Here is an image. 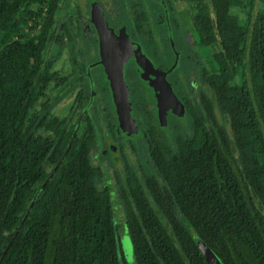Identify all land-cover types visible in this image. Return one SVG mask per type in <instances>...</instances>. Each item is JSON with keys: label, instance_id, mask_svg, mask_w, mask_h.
<instances>
[{"label": "trees", "instance_id": "obj_1", "mask_svg": "<svg viewBox=\"0 0 264 264\" xmlns=\"http://www.w3.org/2000/svg\"><path fill=\"white\" fill-rule=\"evenodd\" d=\"M60 1L0 0V264H127L116 194L135 264H207L197 240L221 264H264V0H168L183 6L178 17L210 50L203 91L195 102L181 99L190 122L176 147L142 105L150 173L126 163L124 176L114 174L117 192L93 155L95 129L104 139L120 131L107 78L100 127L90 113L95 85L76 93L65 116L49 110L48 88L66 77L52 71L45 50L51 41L73 43L66 25L56 31ZM131 1L130 27L152 42L147 13ZM77 7V29L88 23L97 35ZM73 62L70 73L80 75L85 65ZM132 132H124L130 140Z\"/></svg>", "mask_w": 264, "mask_h": 264}, {"label": "rangeland", "instance_id": "obj_2", "mask_svg": "<svg viewBox=\"0 0 264 264\" xmlns=\"http://www.w3.org/2000/svg\"><path fill=\"white\" fill-rule=\"evenodd\" d=\"M95 1L101 6L106 25L108 28L110 27L109 29L111 30V32L113 31L112 34L114 33V38L117 39L115 31L112 29H118L122 25L129 26L131 23L128 13L129 0ZM138 1L140 4H142L144 11L150 16L151 22L153 23L154 29L158 34L162 45L161 51L166 55V58L172 60V56L174 57V51L183 54L180 61L182 82L183 73L187 74L190 71L197 70L198 63L196 62L201 60L199 62L209 63V61L211 60L210 50L204 47H195L193 43H195L196 41L192 42L191 38L189 37L191 36L190 34L192 32H189L185 28L183 19H180L178 17L179 11L183 8L182 5L178 6L175 3L171 4L168 2V0ZM77 3L80 4L81 7H83L84 14L88 15L90 11V0H61L57 12L56 31L58 32V35H63L64 25H66L71 30L73 43L69 45V42L65 39L60 43L51 41L47 45V49L44 53L45 60L52 61L53 63L52 71H56L61 75H68L66 76L67 80L62 85L56 84L48 88V93L51 98V101L49 102V110L53 115L60 118L66 115V111L68 110V107L70 106L73 99V95H71L69 87L70 85L74 84L79 77L78 73L70 74L69 72L70 66L74 67L73 58L81 62V64H83L82 66H87L88 64L96 62L95 64H93L92 70H90L91 74H89V76L93 78L94 84H96V82L101 78L104 79L103 67L101 65H98L99 48L97 35H92L90 33L93 28L88 23H86V27L88 30H84V24L82 25V30L77 29L76 24L78 25V22L84 21L81 18V13L79 12ZM166 14L168 16L170 15V24L162 21L160 22V19H158L159 16L165 17ZM232 14L234 16H238L242 21L246 18L244 11H241L238 7H235L233 9ZM175 18L178 21V27L173 23V19ZM164 20L166 19L164 18ZM130 33L132 35V32ZM172 41H174L175 45L170 44ZM117 44L121 49V41L117 42ZM184 44H190V46H185ZM172 47L174 48V50L171 49ZM68 50L69 52L67 53ZM82 66H79V68L81 69ZM63 70L67 72H63ZM89 76L84 73L82 75V78L88 80ZM125 77L129 83L133 82L134 86H136L132 91V102L136 112L137 108L140 105L141 97H143L142 95L148 93V91L143 88L142 84L138 80V74L133 68L131 61L127 64ZM193 81H196V79L193 78ZM82 85L86 86V88L82 90V94L84 96L88 92L89 83L84 82ZM153 88L157 92V86L153 85ZM97 89L99 91V94H97V98L93 101L92 107L90 108V113L94 114L96 125L99 126L100 117H98L95 112L101 111L103 106H108V102L107 100H105V93L101 90L100 85H97ZM86 103L87 101H84V104ZM218 111L219 110L217 109V112ZM218 115L219 117L223 116L221 111H219ZM102 119L105 120V117L102 116ZM165 123L168 126L166 128V133L169 137L168 140H171L170 144H172L176 136L179 134L181 135L182 131H184V124L178 117H175L174 115H170L167 119H165ZM95 131L97 142L93 147V155L98 158L99 165L104 168V176L109 180L108 184L116 190L115 192H117L118 186L116 184L114 174H119L121 177L124 176L126 171V163H128V165L136 171L141 168L143 169L145 174L150 173V164L146 149L144 146L138 145L139 141L137 137H134L132 140L125 141L127 148L125 152L126 162H124L122 154L118 151L120 141V138L118 137L129 138V135L117 131V136H119L114 139L109 138L107 144H105L102 130L95 129ZM109 146H114L115 149L111 151ZM130 146H133V149H130ZM105 149H108V155H104L102 153V151H105ZM132 158H135V162L132 161ZM114 198L116 200L115 218L117 220V233L119 235L121 251L127 264H135L133 258L132 243L123 220V212L120 204L121 201L119 200L118 194H116ZM196 244L207 264H221L217 256L212 252H208L206 246H204L200 240H197Z\"/></svg>", "mask_w": 264, "mask_h": 264}, {"label": "flooded vegetation", "instance_id": "obj_3", "mask_svg": "<svg viewBox=\"0 0 264 264\" xmlns=\"http://www.w3.org/2000/svg\"><path fill=\"white\" fill-rule=\"evenodd\" d=\"M93 2H96V1H93ZM93 2H91V3H93ZM136 2H138V4H140L138 0ZM132 4H133V2L131 0H129V6L132 5ZM140 8L141 9L143 8L142 4H140ZM257 8H258V4H257V6L254 9L256 10ZM142 10L144 11V8ZM128 13H129V9H128ZM88 15H90V18H91V4H90V11H89ZM147 15H148V13H147ZM148 17H149V21L151 22V19H150L149 15H148ZM168 17H169V19H171L170 15ZM129 18H130V15H129ZM164 18L165 17H162V16L158 17V19H160V22L162 21V22L167 23V20L165 21ZM130 20H131V18H130ZM91 22H92V20H91ZM92 24H93V22H92ZM151 24H152V26H151L150 30H152L154 32V34L156 35L155 39H153L152 42L148 41L145 37L137 34L136 31H134L136 29L130 27L131 23H130L129 26L122 25V26H120L121 28L119 27L118 29H112V30L115 31V33L117 35V39L115 38L117 40V42L121 41V43H122V48L120 50L117 49L115 51V54L116 53L120 54V52L126 51V53L124 55L125 58L123 60V76H124L125 84H126L127 89H128V100H129V105H130V116H131V118L133 120V123H134V127H133L134 130H133L132 133H136V132L138 133V136H136L138 138V141H139L138 145L139 146H144V147H145V145L142 144L141 138H139V137H140V133L143 132L144 128L148 127L149 124L146 121L144 113H142L140 111L142 105L143 104L148 105V109L150 110V112H152V118L154 119L153 121L154 122H160V124H162V126L164 127V129L161 130L163 132L162 134H164V136H165L164 138H166L168 144H170L169 142H171V140L168 141L169 137H168V135L166 133V128L168 126L165 123V119H167L170 115H174L175 117H178L180 119V121L184 124V131H182L181 135H185V134L187 135L188 132L186 130L185 121L190 122V120H189L188 117H186V114H184V102L181 99L184 96L185 97H192L193 100L196 99L197 96H198V93L202 92V88L204 87V84L201 85L200 68L205 63L204 62H199L201 60L196 62V63H198L197 64V67H198L197 70L190 71L187 74L183 73V77H182L183 82H182V80H181L182 72L180 70V61L182 59L183 54H181L180 52H175L174 51V54H173L174 57L172 56V60L167 59L166 55L161 51L162 45H161L159 36L156 33L152 22H151ZM169 24H170V21H169ZM95 30H96V28H95ZM123 32H124V34H123ZM130 32H132V35H131ZM190 35L191 36H189V37L191 38L192 42L196 41L195 43H193L195 45V47L196 48L202 47V46H199V41H198V38L195 35V33H191ZM122 37H123V39L126 42L123 41ZM97 38H98V36H97ZM97 42H98V39H97ZM170 44L173 45L174 41H172ZM184 45L185 46L186 45L190 46V44H184ZM98 48H99V45H98ZM136 49H138L139 53L142 52V54L141 53L140 54L143 56V58L146 57L145 59L151 64V67L153 68V70H155L158 74L163 76V79L166 81L167 86L169 87L172 95L176 98V100L183 107L182 108L183 111H182L181 115L176 114L171 108H169L168 103L163 101L162 102V107H163V111H164L163 112V121L164 122L162 123V120L160 119V115H159L158 93L153 88V85L156 86L157 81H156L155 77H152L151 72H150L151 70L148 72L146 68H144L142 65L137 63L136 55H135ZM171 49L174 50L173 47ZM132 52H133V56H132ZM73 61H77V60L75 59ZM130 61L132 62V66H133V68L135 69V71L138 74V80L142 84L143 88L146 91H148V93H145V94L142 95L143 97H141L140 105L137 108L136 112H135V108H134V105H133V102H132V91L135 89L136 86H134L133 82L129 83L126 80V77H125L126 76V67H127L128 62H130ZM95 63L96 62L88 64L87 66H85L82 69L81 74L79 75L78 79L82 78V75L84 73L89 76V74H91L90 70H92L93 64H95ZM73 64H74V62H73ZM98 65H101L103 67V65L101 64L100 50H99ZM178 66H179V68H178ZM72 68L73 67L70 66V71L69 72H71ZM63 72H67V71L63 70ZM103 73H104V79L101 78L100 80H98L96 82V84H94L93 78H91L89 76L88 80L82 78L81 82H78V80H77L74 84L70 85L69 91H71V95H73V98H74V96L76 95V93L79 90L82 91L84 88H86V86L82 85L84 82H86V83H89L88 92H89V87L95 85L96 86V91L99 94V91L97 89V85H100L101 86V90L105 93V99L108 102L109 98L107 99L106 95H108L109 92H108V90H105V91L103 90V87L107 86V84H106L107 82L105 81V77L107 78V76L105 74L104 67H103ZM64 76L66 77L68 75H64ZM193 78H195L196 81H193ZM66 80H67V77H66L65 81ZM107 81H108V79H107ZM108 84H109V81H108ZM109 89H110V85H109ZM88 92H87V94H88ZM86 95H84V96H86ZM111 96H112V93H111ZM84 101H87V103L85 105H87L90 102V100H88V99H85ZM112 102H113V99H112ZM194 102H195V100H194ZM71 103H72V101H71ZM110 103H109V105H110ZM113 105H114V103H113ZM70 106H71V104H70ZM104 107H107V106H104ZM195 107H196V105H195ZM114 108H115V105H114ZM115 112H116V109H115ZM135 113H136V116H135ZM147 130H150L149 127H148ZM120 132H123V133L126 132V133L130 134L128 131L123 130L121 128H120ZM118 136L109 135L108 137H106L104 139L105 140V144H107V141H108L109 138L114 139V138H117ZM142 136H144V134H142ZM118 138H120L118 151L122 154V158H123V155L125 154L126 148H127V145L125 144V141L126 140H130V139H128L126 137H118ZM175 139H174V141L172 143L173 147H176ZM109 148L111 149V151L113 149H115L114 146H112V147L109 146ZM129 148L133 149V146H130ZM145 149H146V153L148 155V150H147L146 147H145ZM102 153L104 155H106V154L108 155L109 154L108 152H106V149H105V151L103 150ZM123 159L125 160V158H123Z\"/></svg>", "mask_w": 264, "mask_h": 264}, {"label": "water", "instance_id": "obj_4", "mask_svg": "<svg viewBox=\"0 0 264 264\" xmlns=\"http://www.w3.org/2000/svg\"><path fill=\"white\" fill-rule=\"evenodd\" d=\"M91 20L96 28L101 64L104 67L105 74L109 81L120 128L128 132H132L134 130V123L130 116L128 89L123 76V60L125 58L124 55L126 51H122L123 53L120 52V54H115V51L120 49V47L118 46L117 40L114 38L111 30L107 27L102 9L96 2L91 3ZM123 41L126 42L124 39ZM135 55L139 64L146 68L148 72L151 70L150 72L152 77H155L157 81L156 86L159 99V115L162 123L164 122V111L162 107L163 101L167 102L169 108H171L176 114L181 115L183 107L172 95L166 81L163 79V76L153 70L151 64L143 58L138 49H136ZM203 245L206 246L204 243ZM7 247L2 252V255L5 254ZM206 248L208 252H212L207 246Z\"/></svg>", "mask_w": 264, "mask_h": 264}]
</instances>
